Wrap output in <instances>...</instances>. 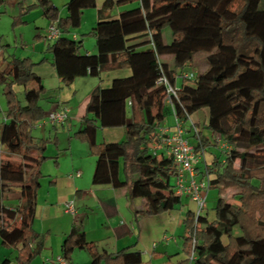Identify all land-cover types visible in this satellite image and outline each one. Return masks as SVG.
Masks as SVG:
<instances>
[{"label": "trees", "instance_id": "obj_1", "mask_svg": "<svg viewBox=\"0 0 264 264\" xmlns=\"http://www.w3.org/2000/svg\"><path fill=\"white\" fill-rule=\"evenodd\" d=\"M127 1L136 6L116 18L98 20L90 30L96 46L92 54L80 53L81 40L69 37V31L80 25L83 9L94 7L95 0H67L64 16L49 0L38 1L59 29L47 49L64 84L108 67L130 68L129 75L91 92L74 133L95 157L92 182L127 185L131 199H142L143 214L177 209L182 196L174 193L171 183L176 165L164 150L152 146L173 112L184 126L193 112L206 108L205 124H193L192 133L187 136L185 129V134L195 153L211 137L214 144L226 145L221 148L223 158L211 160L202 172L209 188L218 189V198L211 219L204 207L184 213L185 257L176 264H264V0H117ZM18 20L15 17L14 23ZM165 27L171 31L169 43L163 40ZM34 64L29 57L13 55L0 72L7 119L0 127V141L7 153L20 157L13 161L0 156L1 189L8 188L7 182L20 183L27 214L25 222L17 223L16 210L0 203V245L16 249L0 264H29L43 246V234L31 224L44 176L39 167L47 158L44 150L50 139L32 134L44 117L39 101L45 92ZM188 68L196 69L191 79L180 76ZM160 74L171 84L180 79L173 107L165 102V86L156 82ZM15 84L22 86L23 101L17 98ZM128 101L129 110L138 106L141 120L126 122ZM112 126H123L125 138L97 141V128ZM202 128L210 137L202 135ZM74 248L85 249L91 264H146L131 245L114 252L98 250L75 225L61 245L66 264H74Z\"/></svg>", "mask_w": 264, "mask_h": 264}, {"label": "crops", "instance_id": "obj_2", "mask_svg": "<svg viewBox=\"0 0 264 264\" xmlns=\"http://www.w3.org/2000/svg\"><path fill=\"white\" fill-rule=\"evenodd\" d=\"M38 1L0 0V72L6 68L7 61L13 55L29 57L35 62L33 70L40 76L45 87V92L39 101L44 117L35 123L32 134L39 138L50 139L44 150V155L47 158H53L54 164L58 166L59 153L57 150L59 149H57V145L59 137L65 132L69 135L75 133V130L80 128L81 117L85 112V106L91 92L96 87H108L115 77L129 75L130 68L108 67L101 70L97 75H78L70 84H64L52 64V52L47 49V45L52 40L47 38L46 31L52 20L44 14ZM7 4L9 8H7ZM49 5L57 8L54 0H49ZM135 6V1L118 3L117 0H95L94 7L83 9L80 25L74 30L71 28L69 37L81 40L80 53H96L95 38L90 34V30L96 22L100 19L116 18L123 10ZM63 11L61 10L60 13L58 11V15L64 16L66 11L62 14ZM17 16H19V20L14 23V18ZM7 27L9 28L7 29ZM165 28L162 29L163 40L165 43H169L172 39L171 31ZM199 64V69L205 68L203 62ZM118 69H121L123 74H117L116 70ZM184 70L194 73L196 71L192 68ZM178 80L180 79L176 80L177 85ZM15 91L17 94L18 90L15 89ZM129 104L128 101V109ZM61 106L68 108V117L64 123L53 124L45 120L49 111ZM5 108H2L0 104V127L3 120L7 121L6 118L4 119ZM132 119H142L138 106H135V109L127 110L126 122ZM206 120V108L193 112L190 118L184 122L187 136L192 133L193 124L200 127L205 124ZM163 122L172 125V116L166 117ZM73 127L74 130H72ZM124 132L123 126L98 127L96 139L98 138L97 141L99 142L117 141L123 137ZM72 138L71 135L68 136L67 149L69 151H61L60 153L63 158H69L68 167L64 171L57 167L55 173L43 174L44 176L50 175L51 178L48 181L43 182L44 176L40 180L31 225L35 232L43 234V246L40 254L33 257L29 264H57V257L61 255L63 240L73 225L82 230L86 239L95 243L100 251L114 252L131 245L132 249L140 251L141 258L146 264H176L182 260L185 257L182 249V236L185 231L181 222L186 210H194L191 206L194 202L186 196L189 201L184 202L182 200V205L177 209L155 215L139 212L142 209L143 201L139 198L131 199L128 196L127 185L116 188L108 184H94L92 182L95 158L89 154L86 142L77 137ZM211 139L213 140L212 137ZM49 143H52L54 147L56 146L50 149V152L47 149ZM207 144L210 145V143H205L202 149L203 155L195 163L197 179L202 177L205 166L211 160L218 159L216 153L206 152ZM211 145H215L218 152L223 153L221 143ZM60 147H63V143L60 144ZM156 150L159 152L161 149ZM0 153L5 154L3 158L13 161H18L20 158L16 154L7 153L4 144L1 146ZM41 164L39 168H41ZM77 172L79 173L77 174ZM1 184L4 183L0 182V203L7 208L16 210L17 223L25 222L27 214L20 193L21 184L7 182L5 185L8 188L5 190L1 189ZM208 199L209 193L207 192L205 201ZM66 201L72 202L74 213L64 210L63 205ZM177 232L181 234L175 238ZM82 250L85 249H73L71 253L72 262L74 264H91L89 253ZM15 253L14 247L0 245V261L6 257H13ZM9 264L16 263L11 260Z\"/></svg>", "mask_w": 264, "mask_h": 264}, {"label": "built area", "instance_id": "obj_3", "mask_svg": "<svg viewBox=\"0 0 264 264\" xmlns=\"http://www.w3.org/2000/svg\"><path fill=\"white\" fill-rule=\"evenodd\" d=\"M46 32L47 38L52 41L58 37L59 29L57 28L55 20L51 21ZM193 74V71L184 70L181 72L180 76L191 79ZM156 82L165 86V102L169 104L170 107H173V98L176 97L178 90L176 84H171L168 78L163 74L157 77ZM171 116L173 124L167 125L166 122L161 124L158 129V141L153 144L152 147L153 149L164 150L166 154L172 157L177 169L175 175L171 179L173 191L175 194L189 197L197 206V213L204 207L206 192L209 188L208 177L203 176L197 179L195 170V163L198 161L199 157L203 155V152H194L192 145L186 137L182 122L176 117L174 112ZM67 117L68 108L66 106H61L60 108L49 111L45 120L53 124H62ZM223 146L226 147L224 144ZM78 173L79 172H77V174ZM63 206L65 211L74 213V207L71 201H66ZM57 262L58 264H66L61 256L57 257Z\"/></svg>", "mask_w": 264, "mask_h": 264}, {"label": "rangeland", "instance_id": "obj_4", "mask_svg": "<svg viewBox=\"0 0 264 264\" xmlns=\"http://www.w3.org/2000/svg\"><path fill=\"white\" fill-rule=\"evenodd\" d=\"M65 1L66 0H54V2L57 4L56 6H57V11H59V13H60V11L61 10H64L63 11V13L62 14H64L65 13V11H66V8H65V5H64V3H65ZM7 8H9V6H8V4H7ZM32 10V9H31ZM5 26H6V24H5ZM9 27H7V29H8ZM76 28H78V27H73L72 29L74 30V29H76ZM165 29H167L168 31H169V28L168 27H166ZM4 36H6V35H4ZM89 38H91V37H89ZM91 39H93V38H91ZM19 52V51H18ZM194 69V68H193ZM116 72H117V74H123V71L121 70V69H118V70H116ZM180 80H178V84L180 85ZM15 87V89L16 90H18V93H17V97H18V99L19 100H22L23 98V96H22V87H21V85H15L14 86ZM0 104H1V107L3 108H5L6 107V100L4 99V97H3V94H2V92H1V90H0ZM129 110V109H128ZM170 117V116H169ZM72 130H74V127H73V129ZM71 130V131H72ZM77 131V129L75 130V132ZM202 134L204 135V136H207V137H210V132H209V130L208 129H206V128H202ZM73 138L75 137L74 136V133H71L70 134ZM69 134H67L66 132H65V134H61V136L59 137V143H58V145H57V149H59V150H57V152L59 153V155H58V158H57V160H58V162H59V165L58 166H56L55 164H54V159L53 158H46V159H44L43 160V162H42V164H41V168H40V170H41V172L43 173V174H47L48 172H50V173H55V171H56V168L57 167H59V169L61 170V171H64L65 170V168H67L68 167V164H69V158L67 157H64L63 158V155H61L60 153H61V151L63 152H68L69 151V149H67V145H68V143H67V141H68V136H70ZM72 138V139H73ZM76 138V137H75ZM125 138V132H124V135H123V137H120L117 141H121V140H123ZM98 139V138H97ZM63 143V147H60V144H62ZM211 144H213V141H212V139L210 140V145L209 144H207V147H209V148H207L206 147V152L207 153H216L217 155H218V158H221V157H223L224 156V154L223 153H221V152H218V150H217V147L215 146V145H211ZM1 146H2V144H1ZM56 147V146H55ZM54 147V145L52 144V143H49L48 144V152H50V149H53V148H55ZM73 148H74V145H73ZM2 155V157H4L5 156V154L4 153H2L1 154ZM16 157V156H15ZM92 157H94V156H92ZM95 158V157H94ZM236 164H237V161H236ZM26 168L27 167H29V162H26V166H25ZM51 177H50V175H45L43 178H42V180H43V182H45V181H48V179H50ZM207 192L209 193V199H208V201L206 200L205 201V204H204V210H207L208 211V217L211 219V218H213V216H214V206H215V203H216V200H217V198H218V189L217 188H215V187H210V188H208L207 189ZM207 192H206V195H207ZM215 198V199H214ZM182 200L184 201V202H186V201H189V199L186 197V196H184V195H182ZM209 200H214V201H209ZM192 202V201H191ZM193 203V202H192ZM191 206L194 208V210L196 211L197 210V206L193 203V204H191ZM178 234H181L180 232H177L176 233V235L174 236L175 238H177V237H179V235ZM83 252L85 251V250H82Z\"/></svg>", "mask_w": 264, "mask_h": 264}]
</instances>
